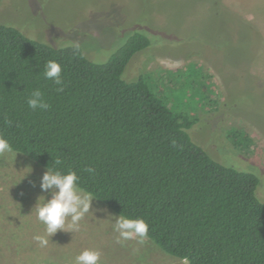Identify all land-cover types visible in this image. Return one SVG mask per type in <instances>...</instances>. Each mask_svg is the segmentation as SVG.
Masks as SVG:
<instances>
[{
	"label": "trees",
	"instance_id": "obj_1",
	"mask_svg": "<svg viewBox=\"0 0 264 264\" xmlns=\"http://www.w3.org/2000/svg\"><path fill=\"white\" fill-rule=\"evenodd\" d=\"M151 43L133 28L94 61L80 43L52 45L0 23V136L46 169L75 171L79 187L117 215L143 218L146 237L185 264H264L259 177L193 140L198 116L171 107L149 73L123 77ZM48 60L62 66L63 91L44 78ZM34 89L47 110L28 107Z\"/></svg>",
	"mask_w": 264,
	"mask_h": 264
},
{
	"label": "rangeland",
	"instance_id": "obj_2",
	"mask_svg": "<svg viewBox=\"0 0 264 264\" xmlns=\"http://www.w3.org/2000/svg\"><path fill=\"white\" fill-rule=\"evenodd\" d=\"M0 23L52 45L80 43L94 61L105 60L124 33L147 31L152 43L132 56L123 77L149 73L171 107L195 112L193 140L254 172L264 202V0H0ZM45 171L16 151L0 154V264H76L85 249L101 252L99 264H185L148 237L116 243L118 215L94 197L78 231L58 230L41 246L33 237H47L35 205L51 198L40 188Z\"/></svg>",
	"mask_w": 264,
	"mask_h": 264
},
{
	"label": "clouds",
	"instance_id": "obj_3",
	"mask_svg": "<svg viewBox=\"0 0 264 264\" xmlns=\"http://www.w3.org/2000/svg\"><path fill=\"white\" fill-rule=\"evenodd\" d=\"M43 75L45 79L53 81L58 86L57 91H63L62 66L58 62L48 60L44 65ZM27 104L32 110H47L49 108V104L44 100L39 89H34L31 92ZM5 152H12V146L3 136H0V154ZM61 163L59 158L55 160L56 165ZM85 171L94 174L95 169L88 167ZM78 181L79 177L76 172L71 170L65 173L59 169L47 168V171L43 173L40 188L50 191L51 198L35 204L37 218L46 226L47 237L41 235L33 237L41 246H46L49 237L58 230L78 231L79 222L90 211L91 200L94 196L84 192L79 187ZM69 218L70 224L66 228L65 225ZM113 227L114 231L118 233L116 243L121 244L134 238H139L138 242L143 243V239L149 231L148 224L143 218H129L120 214L115 217ZM100 257L99 250L85 249L75 257V261L76 264H99Z\"/></svg>",
	"mask_w": 264,
	"mask_h": 264
}]
</instances>
